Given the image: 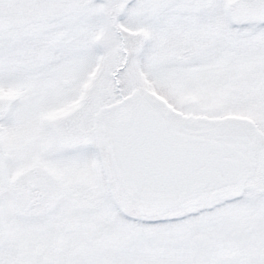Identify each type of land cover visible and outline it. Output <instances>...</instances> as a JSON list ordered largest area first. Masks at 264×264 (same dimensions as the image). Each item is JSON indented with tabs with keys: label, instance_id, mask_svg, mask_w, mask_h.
Instances as JSON below:
<instances>
[{
	"label": "snow or ice",
	"instance_id": "6c2138e0",
	"mask_svg": "<svg viewBox=\"0 0 264 264\" xmlns=\"http://www.w3.org/2000/svg\"><path fill=\"white\" fill-rule=\"evenodd\" d=\"M0 264H264V0H0Z\"/></svg>",
	"mask_w": 264,
	"mask_h": 264
}]
</instances>
